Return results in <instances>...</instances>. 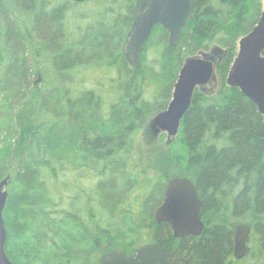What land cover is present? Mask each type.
<instances>
[{
    "label": "trees",
    "instance_id": "trees-1",
    "mask_svg": "<svg viewBox=\"0 0 264 264\" xmlns=\"http://www.w3.org/2000/svg\"><path fill=\"white\" fill-rule=\"evenodd\" d=\"M192 5L180 42L169 47L156 26L133 69L125 44L135 0H0V178H8L12 264H100L104 254L133 255L148 244L168 249L172 264H264V122L226 85L261 2ZM79 7L91 8L85 26ZM214 46L222 51L214 57L219 89L194 91L167 143L155 127L143 131L144 120L166 109L184 62ZM148 155L167 158L171 174L143 179ZM176 176L202 202L198 237L176 239L155 221ZM240 223L251 228L241 262L233 258Z\"/></svg>",
    "mask_w": 264,
    "mask_h": 264
},
{
    "label": "water",
    "instance_id": "water-1",
    "mask_svg": "<svg viewBox=\"0 0 264 264\" xmlns=\"http://www.w3.org/2000/svg\"><path fill=\"white\" fill-rule=\"evenodd\" d=\"M88 3L93 0H70ZM137 14L128 30L125 45V60L133 69L140 66V55L156 26L168 35L169 47L181 40L183 30L191 19L192 0H135ZM214 64L203 57L187 59L181 67L171 100L167 108L154 116L152 126L165 133L167 139L178 135L181 120L188 112L193 93L206 86L213 78ZM226 85L237 89L252 102L264 122V9L257 25L238 42V50L226 77ZM8 179L0 178V264H12L5 253L7 241L3 211L7 202ZM202 202L194 184L186 178H172L164 188L161 205L155 211L157 224L170 227L174 238L198 237L204 224L201 217ZM250 227L238 224L234 228L233 257L242 260L247 253L246 240ZM170 252L159 244L140 247L133 255L107 253L101 256L100 264H172Z\"/></svg>",
    "mask_w": 264,
    "mask_h": 264
},
{
    "label": "rangeland",
    "instance_id": "rangeland-1",
    "mask_svg": "<svg viewBox=\"0 0 264 264\" xmlns=\"http://www.w3.org/2000/svg\"><path fill=\"white\" fill-rule=\"evenodd\" d=\"M260 2H261V10H262L264 8V0H260ZM90 9L79 7V9H78V17H79L78 20L80 19V21H78V24L85 26L86 23L90 21V15L88 12V11H91ZM238 42H237V44H238ZM221 53H222V51L219 48L214 46V48L211 47L208 51H203L199 55H197L196 57H198V58L206 57L210 60H213L215 56H216V58H220ZM148 56L149 57H147V63L152 61V58H150V54ZM35 79H37V78L35 77ZM219 86H220V84L216 80V74L214 71V75H213L212 80L206 86H203V89H206L208 91H214V90L216 91L219 89ZM200 88H202V87H200ZM153 91H154V86L152 85V83H150L147 87L145 86L144 93H143L144 98L150 99L151 95L153 94ZM153 118L154 117H151L150 120L147 119L146 121L144 120L142 122L141 128L143 131H150L153 128L152 127ZM156 135H155V137H156ZM165 138H166V143H167L168 139H167L166 135H165ZM147 150H148V148H147ZM143 157L144 158L142 160V171L145 172L144 178L142 177L143 179H145V177L154 175L155 172H157L160 169L166 171V168H168V170L170 171V174H171L170 168H172V167H169L168 159L165 158L163 155L160 156L158 159L154 158V156H152V155L143 156ZM176 178H177V176H176Z\"/></svg>",
    "mask_w": 264,
    "mask_h": 264
},
{
    "label": "flooded vegetation",
    "instance_id": "flooded-vegetation-1",
    "mask_svg": "<svg viewBox=\"0 0 264 264\" xmlns=\"http://www.w3.org/2000/svg\"><path fill=\"white\" fill-rule=\"evenodd\" d=\"M264 9V8H263ZM263 9L260 11V15H259V18H258V20H257V22H256V24L252 27V29L257 25V23L259 22V19H260V17H261V13H262V11H263ZM251 29V30H252ZM250 30V31H251ZM166 33V32H165ZM250 33V32H249ZM248 33V34H249ZM167 34V33H166ZM246 36V35H245ZM244 37V36H243ZM167 38H168V35H167ZM212 62H213V64L214 65H216V63H215V58L212 60ZM199 88V87H198ZM198 88H196V90L198 89ZM203 222V221H202ZM240 224H243V223H240ZM247 225V224H246ZM237 226V225H236ZM235 226V227H236ZM249 226V225H248ZM250 227V226H249ZM233 232H234V230H233ZM250 232H251V228H250ZM250 235V234H249ZM248 238H249V236H248ZM248 238H247V240H246V246H247V250H248V244H247V242H248ZM233 245H234V243H233ZM234 258V257H233ZM241 262V261H240Z\"/></svg>",
    "mask_w": 264,
    "mask_h": 264
}]
</instances>
